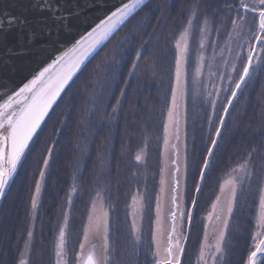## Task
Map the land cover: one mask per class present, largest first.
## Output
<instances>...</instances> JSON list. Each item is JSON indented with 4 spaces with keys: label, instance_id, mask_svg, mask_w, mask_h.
<instances>
[{
    "label": "flooded vegetation",
    "instance_id": "obj_1",
    "mask_svg": "<svg viewBox=\"0 0 264 264\" xmlns=\"http://www.w3.org/2000/svg\"><path fill=\"white\" fill-rule=\"evenodd\" d=\"M154 1L151 4L156 15L158 6L164 1ZM195 1H197L195 4L197 11H194L196 15L193 20V32L188 38L189 51L185 68L187 71V84L190 86L189 93L192 94V86L194 87L196 84L201 89L203 88V93L199 91L195 93L196 97L200 95V98H206L204 93L208 92L206 89L208 83L216 81L217 76L225 73V65L222 63V60H225V55L221 57L219 52L220 49L224 48V42L232 28L231 19L236 13L235 11L224 10L220 14L217 2ZM235 5L231 4V8L235 7ZM192 13H179V16L183 17L178 20L171 19V22L175 26L184 24L183 27L185 28L187 21L192 17ZM217 15L225 16L223 20L226 23L220 24L216 20ZM205 18L208 20V32L204 38V48L201 52V37L198 29ZM252 21L251 19L249 20L250 23H247L248 29H253ZM182 31L178 32L177 35H173L171 40L167 41L170 43L167 53L161 52V46L157 45L158 40L156 47L147 48L142 52V63L150 60L149 56H144L145 52L152 51L154 53V56H152L153 67L148 73H143V76L139 77V84H137V88L140 90L138 101L145 105L147 116L154 110L155 106L157 111L160 112L163 109V103L168 100V96L170 98L172 95L175 82V61L179 55V50L176 48V40ZM213 45H215V59H213ZM110 53L108 51L101 56L104 59L106 58L105 55ZM225 54L228 55L227 52ZM200 55L204 57L203 68L197 74L196 69L198 63H200ZM105 66L102 72L88 70L87 72H89L91 77L89 79L83 78V83L78 87L75 86L69 92L71 95L63 100L61 107L55 112L53 118L58 119L57 122L63 126L59 135L61 140L58 142L60 143V150H58L60 152L54 151L51 158H49L48 154H43V151L41 154L38 149H35L34 154L30 158L28 156L29 159H26L25 170L23 169L22 172H19L13 180L0 210V264H20L21 260L25 261V264H37L40 257L43 258V264H57V241H59L61 230L67 235L66 250H64L66 262L67 264H76L78 262V253L81 249V233L84 232L86 222L88 223L86 220L91 213L90 209L94 202L103 204V208L109 215L112 228L114 227L112 220L117 219V214L119 213L118 210H115V204L126 202L123 205L121 215L126 216L127 221V205L131 200L132 194L138 191L137 189L142 191L139 186L144 187L143 191L148 192V197H150V187L148 185L152 176L151 174L148 175L150 170L146 168V164L149 161V159H146V156L148 157L147 152L151 153L148 138L144 137L141 139L138 145L130 142L129 145L122 146L119 144L120 134L106 132L102 124L103 113L112 108L119 97H121V92L118 91L117 85H114L112 80L113 74L109 75V80H112V82L107 80ZM112 72L114 71L112 70ZM87 84H90L91 87ZM254 84H257V78ZM241 95L239 94L236 98L229 116L235 112V105L241 100ZM246 105H249V102L242 105V107H246ZM204 109L209 111L207 107ZM76 129H78V133L75 132ZM98 135L99 137L93 142ZM53 144L54 142L52 141L50 145ZM69 146H74L76 149L72 147V150H69ZM120 153L122 158L119 159ZM137 154L142 157L139 161L135 159ZM45 160H48L47 168L44 166ZM141 168L142 170L139 172ZM41 171L44 172L43 180L40 179ZM258 175L259 173L254 171L253 178L250 181L245 180L247 186L252 185L254 181L258 184L259 190L262 181L260 177L262 175ZM124 180H127L128 183L126 184ZM219 181L220 179L218 183ZM37 183L41 185L38 196L35 193ZM218 183L215 187L208 186V189L213 192V197L203 206H200L199 202L197 204L191 226L192 231L182 264L206 263V261L200 259L199 246L204 232L205 216L215 198L214 196H216L214 192L217 193ZM121 185L128 186L125 195H122ZM156 191L155 189L153 192L151 202L155 200ZM189 192L190 189L188 187V195ZM256 193L257 197L250 201L237 199L236 211L232 214L223 246L224 254L218 258L220 264H245L248 254L254 250L250 245L252 244V236L256 231V208L259 192L256 191ZM34 197L36 199L35 209L32 207ZM193 198L194 196L187 198L186 207H188V210L185 214L183 225L184 233L187 232L190 204ZM108 203L109 205L111 204L110 207ZM246 203L250 205L246 206ZM79 206H82V209L77 211ZM78 219H80V223L78 222L77 224L76 221ZM120 219V224L123 225L125 221L122 216ZM150 219L151 222L149 224H143L140 241L135 240L129 220L128 223H125L122 230L124 231L125 249L127 251L122 249V252L125 253L122 260L117 258L120 252L118 247L116 248L117 242L113 238L114 232L111 229L109 235V264H154L151 256V252H153V241H151L154 222L153 213ZM42 223L52 225L46 237L38 235ZM231 228L233 229L232 232ZM29 231L33 233L30 241L27 236ZM75 231H77L79 237L77 235L78 240L75 241V245H72L71 240L75 239ZM195 239L196 241H194ZM26 242L29 244L27 249L24 247ZM133 243L137 244L136 248H133ZM43 246L47 250L46 256L41 252V247ZM209 259H211V256ZM209 259L207 263L211 262Z\"/></svg>",
    "mask_w": 264,
    "mask_h": 264
},
{
    "label": "snow or ice",
    "instance_id": "obj_2",
    "mask_svg": "<svg viewBox=\"0 0 264 264\" xmlns=\"http://www.w3.org/2000/svg\"><path fill=\"white\" fill-rule=\"evenodd\" d=\"M88 6L91 5V0H86ZM145 4V0H126V2L120 3L109 14H106L104 18L99 22H94L89 30L80 35L78 39H75L70 46L63 48L58 53H53V59L50 63L39 70L38 73H34L33 77L29 79L18 90H6L3 94H0V199L5 197L6 190L8 189L10 182H12L17 174L18 168L22 166L23 161L27 158L28 152L31 150L30 144L34 142V137L38 138L39 132L42 131V124L45 123V118L49 116L50 110L56 103L57 98L61 92L64 91L65 86L72 79V77L78 72L85 61L141 7ZM33 8H39L41 11H48L51 13V19L56 24V32L60 31L72 33L75 29L73 26V19L78 24H89L87 17L81 16V9L79 3L76 0H64L63 4L53 3V0H33L31 5ZM65 7L73 8V11H65ZM228 11H235L236 15L231 19L232 31L241 35L243 29L247 23L248 14H252L254 18H257L258 22L255 24V29L249 28V35L244 38V43L239 46V51L236 52L234 61L229 64L227 60H222V63L230 68L228 75H219L216 77L218 84H213L215 89L218 85L222 86L225 81L228 83L227 88H222L225 92V101L221 103V111L218 117V121L213 126L209 121V131L211 133L208 145L205 150V158L203 159L202 166L204 170H207L213 163L216 150L220 146V140L222 139V129L225 128V118L229 114V109L233 106L234 100L238 97V94H243L244 88L249 86V81L253 80L254 75L257 74V69L261 64H264V58L256 55V45L260 46L259 51L264 52V0H236V5L233 8H229ZM196 13H192V17L189 18L183 31L180 33L179 38L176 40V48L179 50V55L175 61V88L172 91L171 107L168 110V125L173 128L174 134L177 140H179L180 124L181 121L174 117V113L178 108V101L183 102L186 95V83H187V71L184 67L187 64L188 56V38L193 32V20ZM16 16L8 17L7 23L14 25L17 22ZM47 19V18H44ZM239 21V23H238ZM22 23H27L26 20H21ZM3 22L0 21V26ZM46 31L51 35L52 29L46 27ZM201 44V52L204 48V38L208 32V20L204 19L203 24L198 29ZM219 31V30H217ZM35 36V33H32ZM228 39H232V33L228 34ZM255 42V43H253ZM54 44H59V39L54 41ZM225 48L220 49L219 55L223 57L225 52L228 55L232 54L231 47L227 46L228 41H225ZM245 45L247 48L245 49ZM213 47V59H215V45ZM241 53L244 54L243 60H241ZM140 53H136V60L139 61ZM200 64L198 65L196 72L199 74L203 67V55H200ZM237 61L241 64V69L237 70ZM136 63L132 64V69L135 70ZM211 75V74H210ZM183 76V80H182ZM123 95V93H121ZM208 96L215 97V100L210 102V107L215 115L216 101L220 99V94L217 91H209ZM117 106L120 101L117 100ZM117 110L113 107V112ZM169 127L165 128V132H169ZM168 145L167 138L165 139V147ZM256 149H253L247 154V157L243 162L238 163L231 171L233 178L226 183L228 184L229 202L226 209L227 216H231L233 207L235 205L237 191L243 189L245 180L250 181L254 176V165L251 163V157ZM52 148L48 149V156L51 158ZM135 159L141 160L140 154H137ZM186 159V158H185ZM175 164V161H173ZM44 166L47 168L48 160L44 161ZM176 170L179 172V166L176 165ZM200 177L203 179L204 171L200 172ZM40 179H44V172H40ZM161 184H164L162 179ZM176 187H179V180L175 181ZM41 190L40 183L35 186V193L38 196ZM163 191V189H162ZM199 191V188L196 189ZM223 191V189H222ZM99 196V193H98ZM172 203L176 205V196H172ZM220 197H217L219 200ZM196 201L193 200L192 204L195 205ZM132 206L135 209L136 198L133 197ZM33 209L36 208L35 197L32 200ZM215 207V205L213 206ZM157 231L160 227V205L157 203ZM93 212H96L95 202L93 204ZM142 212V209H141ZM173 220L172 233H175V220L177 218V212L172 211L170 213ZM184 213L180 212V218L183 219ZM107 213L101 211L96 215L95 219L90 215L89 228L95 233L103 232L105 244L101 251L96 253L93 247L88 251L86 256L81 257L82 264L86 261V264H108L110 247L107 243ZM227 219L223 221L224 230L227 229ZM133 231L137 240H140V229L136 227V221L133 219ZM32 231L27 233L29 241L32 238ZM65 233L63 230L59 233V243L57 244V257L65 255L64 240ZM85 240L88 239V232H85ZM173 237L168 239L167 246L162 250L159 240L155 242V251L151 252L154 264H179L178 253H182L183 249L180 247L179 238H176V244L172 243ZM225 231H220L214 248L213 264H215V254H224ZM24 247H29L28 242ZM81 249L84 248V244H81ZM250 247L254 250L250 251L247 257L246 264H257L258 254L260 257H264V180L261 181L259 189V206L258 215L256 218V231L252 236V244ZM203 251L201 252V258H203ZM20 264H25V261L21 260ZM57 264H61L58 260ZM264 264V260L261 261Z\"/></svg>",
    "mask_w": 264,
    "mask_h": 264
},
{
    "label": "trees",
    "instance_id": "obj_3",
    "mask_svg": "<svg viewBox=\"0 0 264 264\" xmlns=\"http://www.w3.org/2000/svg\"><path fill=\"white\" fill-rule=\"evenodd\" d=\"M153 1L147 2L145 7L140 9L131 19L124 23L123 27L113 35V37L103 46V49L101 51L93 56L92 60L82 69V72L72 81V85L64 92L65 94L62 96L61 100L52 110L50 117L42 126L43 130L40 131L38 138H36V140L33 142L32 146L30 147L31 150L28 152L26 158L29 159L30 156L34 154L35 149H38V152L41 154L42 151L43 154H48L49 148H52V154L54 153V151L60 150V143L58 142L59 140H61L59 135L63 126L61 123L57 122L58 119L53 118L55 112L59 110L63 103V100H65L67 96L71 95V93L69 92L73 90L75 86L78 87L81 85V83H83V78L89 79V77H91L89 76V72H87L88 70H98L99 72H102L105 63H107L105 66L107 80H109L110 78L109 75L113 74L112 80L114 81V85H117L118 91L123 93V95H120L121 97H119L118 99L120 101V104L118 106L117 104L113 106L117 108L115 112H113L112 107L106 110V112H104L102 115V124L104 125L106 132H112L113 134L115 133L117 135L120 134L119 144L122 146L129 145L130 142L138 144L144 137L148 138V142L150 144L151 153L147 152L148 157L146 156V159H149V161L148 164H146V168L150 170V173L148 175L151 174L152 177L151 182L148 185L150 187V197L148 205L146 207L147 210L145 212V219H147L145 221L146 224H149L151 222L150 217L153 213L152 207L154 201L151 202L150 200L152 199L154 190H157V183L160 177L159 173L162 166L161 152L165 135L164 120L167 107L169 106V99L163 103V109H161L160 112L157 111V107L155 106L154 110L147 116L148 113L145 111V105L141 104V102L138 101L140 90L137 88V84H139V77H142L143 73H148V71L153 67L154 62L152 60V56H154V53L152 51L145 52L144 56H149L150 60H147L143 63L141 60V55L142 52H144L147 48H152L154 46L156 47L157 40V45L161 46V52L167 53L170 44L167 41L171 40L173 35H177L178 32L182 31V29L184 28V24L175 26L171 22V19L178 20L182 17L179 16V13H188V11L185 10L186 8L188 9V6L186 7L188 1L163 0L164 2L158 6L156 12L157 14L155 15L152 6ZM207 1L216 2L215 0ZM174 2H176L177 5H173ZM224 8L225 7L220 4V14L224 12ZM172 31L174 32L171 33ZM147 41L148 43H146ZM108 51H110L111 53L108 55L106 54V58L103 59L101 55ZM138 51L140 53L139 61L136 60V53ZM133 63L137 64L135 70L132 69ZM112 70L114 72H112ZM256 78L257 84H254ZM112 80H109V82H112ZM90 84L87 85L91 87ZM246 90H248L247 93L242 94L241 100H239L238 103L236 102L237 104L235 105V112L228 116L226 126L222 133V139L219 142V147L221 149L222 145H224L225 143L227 145L232 141V143H241V147H243L242 152H245V154L249 153L250 150L248 149H256V151L253 153L254 156L252 155L251 157V159L255 161L251 163L254 165V171L259 173L258 176H260L263 172L260 169V166L263 162L259 161L260 157H258V151L263 150L262 148H264V125H262L260 120H257L256 116L263 108V106L261 105L262 100H260V96L262 95L261 93L264 92V64H262L257 69L255 78L253 79V81H249V86L246 87L244 91ZM256 95L260 96L257 98ZM254 97H256V105L258 102L260 106H257V115L252 114V112H250L251 109L249 108H247L246 111H243V109L245 110V108L242 107V105H245L248 102H253ZM196 103L201 106L195 107L204 110L203 113L194 116V118L192 115L189 116L188 113L187 117L185 118L186 142L188 145L186 152V163L188 174L187 178L189 179V189L194 187V184L198 179L199 171L202 167L203 159L205 158L206 146L210 138V114L207 110L204 109L206 107H209V100H205V98L201 100L196 99ZM208 114L209 116L207 117ZM75 132L78 133V129H76ZM97 137H99V135L96 136L93 142L96 141ZM52 141L54 142V144L50 145ZM229 149L232 150L231 147H229ZM229 149L224 151L223 155L220 157H217V155H215L213 163L206 173L207 176L204 183L205 186L201 195L206 192L205 190L207 186H217L218 180L221 178L224 172H226V170L233 166H237V164L235 163L236 161L232 156V152L229 151ZM217 150L216 152H218ZM26 159L23 161L22 166L19 168V172H22L23 169L25 170L24 166L27 161ZM40 160L42 159L40 158ZM127 187L128 186L125 185V189L121 191L124 195L128 189ZM256 191L259 192L258 184L256 182L253 181L252 185L250 186H247V184L245 183L243 189L239 190L238 194L240 195L237 199L250 201L251 199L257 197ZM214 194L216 193L214 192ZM186 196L187 198L191 197L188 195V193ZM248 205L250 204L246 203V206ZM235 211L236 207L234 212ZM232 231L233 229L231 228V232ZM134 237L136 239L135 235ZM108 240L110 241V237Z\"/></svg>",
    "mask_w": 264,
    "mask_h": 264
},
{
    "label": "water",
    "instance_id": "obj_4",
    "mask_svg": "<svg viewBox=\"0 0 264 264\" xmlns=\"http://www.w3.org/2000/svg\"><path fill=\"white\" fill-rule=\"evenodd\" d=\"M149 0H145V4ZM72 0H69L71 3ZM79 3L81 9V16L87 17L89 24H78L76 20L73 19V26L74 31L72 33L64 32L63 30L57 34L56 32V24L52 21L51 13L48 11H41L39 8L31 7L33 0H0V21L3 22V25L0 26V94H3L6 90H18L19 87H22L24 83H26L29 79L33 77L34 73H38L39 70H42L47 63H50L51 60L54 58L53 53H58L63 48H66L74 42L75 39H78L80 35L84 34L87 30L90 29L94 22H99L100 19L104 18L106 14H109L115 7L119 6L122 0H91V5L88 6L86 0H76ZM126 2V0H123ZM53 3L56 4H63L64 0H53ZM145 4L142 6L144 7ZM141 7V8H142ZM65 11H73L71 7H65ZM139 10V9H138ZM137 10V11H138ZM136 11V12H137ZM135 12V13H136ZM16 16L17 22L14 25H9L7 23L8 17ZM134 14L131 16L133 17ZM130 17V18H131ZM47 18V19H44ZM129 18V19H130ZM128 19V20H129ZM21 20H26L27 23H22ZM127 20V21H128ZM124 25V24H123ZM123 25L119 28L121 29ZM47 28L52 29L51 35L46 31ZM118 29V30H119ZM117 30V31H118ZM116 31V32H117ZM35 33V36H32V33ZM115 32V33H116ZM114 33V34H115ZM113 34V35H114ZM59 39V44H54V41ZM111 36L107 41H105L93 54L89 57L85 64L81 66L80 70L76 72V74L72 77V79L68 82L65 86L63 92H61L60 96L57 98L56 103L53 105V108L49 112V116L45 118V122L50 117L52 110L56 107L57 103L61 100L62 96L65 94L64 92L72 85V81L82 72V69L92 60L93 56L96 55L103 46L112 38ZM258 50V44L256 45ZM258 53V52H257ZM256 53V55H257ZM236 100V99H235ZM234 100V102H235ZM2 102V100H0ZM233 102V104H234ZM182 103L178 101V108L176 112H180V107ZM233 107L229 109V114ZM228 114V115H229ZM228 117V116H227ZM225 118V124L228 118ZM181 121V128L179 132V141L180 137L182 136V142L184 141L186 128L184 125V113L181 112V116H176ZM45 124V123H44ZM42 124V126L44 125ZM43 128V127H42ZM222 129V133H223ZM174 132V131H173ZM40 133V132H39ZM181 133V135H180ZM36 138L34 137V141ZM172 141L171 143V157L168 158L164 154V144H165V135L163 141V148H162V159H161V169L159 173V179L157 183V191L155 194V200L153 203V233H152V240L153 241V251H155V242L158 239L161 249L163 250L168 243V239L170 236L173 237L172 243L173 245L176 244V238H179L180 247L183 249L182 253H178L179 264H182V259L186 252V247L188 245L190 233H191V226L194 220L195 210L197 208V202L200 198L201 190L204 186V181L206 178L207 170H204L203 167L201 171H204V177L201 179L199 176L197 182V188L199 191L195 190L194 193V200L196 201L195 205L191 203L190 205V212H189V220L187 225V232L184 233L183 225L185 222V213L187 210L186 202H187V185L186 180L188 177L187 174V163H186V153L184 151L185 142L180 145V142L172 134ZM33 142H31L30 147L32 146ZM175 161V164L173 163ZM176 165L179 166V172L176 170ZM20 168V167H19ZM18 168V170H19ZM200 171V172H201ZM19 171H17L18 174ZM16 174V175H17ZM15 175V177H16ZM228 176H233L232 172H228L219 182V189L216 198L210 204V208L208 210L207 215L205 216V224H204V232L202 236V241L199 246V256L200 259L206 261L207 264L208 259L211 256L213 259L214 255V248L213 245L215 244L216 238L220 231H225V240L228 231V226L230 224L232 214L236 207V201L238 197L239 190L237 191L235 205L233 207V211L231 216H227L226 209L228 207V203L224 204V200L226 197H229L228 193V185H226V178ZM162 179L164 180V184H161ZM179 180V187H176L175 181ZM264 180V179H263ZM13 182H10L8 189L6 190L5 197L8 194V190L10 189ZM163 189V191H162ZM223 189V191H222ZM138 193V192H137ZM176 196V205L179 206V209L172 203V196ZM4 197V198H5ZM133 197H138L134 195ZM217 197H220L217 200ZM3 199H0V210L2 207ZM157 203L160 205V227L159 231H157ZM259 204V201H258ZM215 205V207H213ZM136 208V207H135ZM145 204L143 207L139 206L140 212L139 217L136 215V209L130 206L127 207L128 212L130 213L129 220L131 221V230L133 231V219L136 221V227L140 229V236L142 235V217L144 216L145 212ZM142 209V212H141ZM172 211L177 212V218L175 220V233H172L173 227V220L171 218L170 213ZM184 213L183 219L180 218V212ZM258 215V210H257ZM227 219V229L224 230L223 221ZM108 232V231H107ZM107 243L109 239L110 232L107 233ZM134 234V231H133ZM135 235V234H134ZM104 238V236H103ZM65 240V239H64ZM224 240V243H225ZM59 241H57V244ZM66 244V240H65ZM64 244V245H65ZM105 244V240L94 238L90 240L89 243L84 245L83 249H80L78 254V263L82 264L81 257L86 256L88 251L95 248L96 253H99ZM109 245V243H108ZM66 250V245L65 249ZM203 251L204 255L201 258V252ZM57 256V255H56ZM219 256V254H215V257ZM62 257V259H60ZM57 257L61 264H67L65 256ZM264 257H260L258 254L257 257V264H261V261ZM212 262V261H211ZM213 263V262H212ZM86 264V261L84 262ZM246 264V262H245Z\"/></svg>",
    "mask_w": 264,
    "mask_h": 264
},
{
    "label": "rangeland",
    "instance_id": "obj_5",
    "mask_svg": "<svg viewBox=\"0 0 264 264\" xmlns=\"http://www.w3.org/2000/svg\"><path fill=\"white\" fill-rule=\"evenodd\" d=\"M187 1V0H186ZM217 3H218V6H220V4L221 5H223L225 8V10H228L229 8H231V4H236V0H215ZM189 2V3H188ZM188 2H187V5H186V7L188 6V9L186 8L185 10H187L188 12H194L196 9H197V6L195 5L196 3H197V1H195V0H188ZM173 5H177L176 4V2H174L173 3ZM234 8V7H233ZM184 11V10H183ZM197 11V10H196ZM186 14H187V12H186ZM183 15V14H182ZM185 15V14H184ZM183 17V16H182ZM225 17V16H224ZM222 15H217V17H216V20L220 23V24H225L226 23V21L225 20H223V18H224ZM253 20L252 21V23L254 24V27H253V30L255 29V24L258 22V20H257V18H254L252 15H250V14H248V16H247V23H250L249 22V20ZM238 23H239V21H238ZM247 23H246V25H245V27H244V29H243V32H242V34L241 35H239V36H237V34L235 33V32H233L232 31V28H231V30H230V32L232 33V39L231 40H229L228 38L225 40V41H228V45L227 46H229V47H231V49H232V54L231 55H227V54H225V60H227L228 62H229V64L230 63H232L233 61H234V57H235V54H236V52H238L239 51V46L241 45V44H243L244 43V38L247 36V33H248V28H247ZM188 42V41H187ZM225 43V42H224ZM254 43V42H253ZM188 46H189V44H188ZM226 47V45L224 44V48ZM247 48V45H245V49ZM259 49H260V46H259ZM259 49H258V54L257 55H259L260 57H262V58H264V52H260L259 51ZM243 58H244V54L243 53H241V60H243ZM236 63H238L237 64V70L239 71L240 69H241V64H240V62L239 61H237ZM200 63H198V65H199ZM197 65V66H198ZM185 67V66H184ZM203 68V67H202ZM229 72H230V68H228V67H226L225 66V73H224V75L226 76V75H228L229 74ZM182 80H183V77H182ZM147 84H148V82H147ZM213 84H218V81L216 80V81H213V82H209L208 83V85H207V87H206V89L208 90V92L209 91H217V92H219V94H220V99L218 100V101H216V111H215V115L213 114V110H212V108L210 107V105H209V107H207V109H209V114H210V121L212 122V124L215 126V124L217 123V121H218V117H219V115H220V111H221V103H223L224 101H225V96H226V94H225V92H223V90H222V88H227L229 85H228V83H227V81H225L224 83H223V85L222 86H217L215 89H213V87H212V85ZM227 84V85H226ZM175 82H174V86H173V88H175ZM192 88H193V90H192V94H190L189 93V90H190V86H188V84L186 83V95H185V98H184V100H183V102H182V106L180 107V112H175L174 113V117L176 118V116H181V112L182 113H184V125H186V120H185V118L187 117V115H188V113H189V116H193V118H194V116H197L198 114H201V113H203V111L204 110H201V109H199V108H196L195 106H201V105H199L198 103H196V99H203V98H200L201 96L199 95V98L198 97H196V95H195V93H197L198 91L199 92H202L203 93V88L201 89V87H199L198 85H194V87L192 86ZM204 89H205V87H204ZM247 91L248 90H246V91H244L243 92V94H246L247 93ZM208 92H205L204 94H205V100L206 99H208L209 100V103L211 102V101H213V100H215V97L213 96V97H210V96H208ZM262 95L260 96V100H262L261 101V105L263 106V108L259 111V113H258V115H257V106H259V104H258V102H257V105H256V102H255V99H254V101L253 102H249V105H246V107L245 106H243L244 108H245V110L243 109V111H246L247 110V108H249V109H251V111L250 112H252V114H256L257 116V120H260L261 121V123H262V125H264V92L263 93H261ZM194 95V96H193ZM172 96V95H171ZM259 96H257V98L259 97ZM168 99H169V106L167 107V111H166V115H165V123H164V132H165V128L166 127H169V125H168V116H167V113H168V110H169V108L171 107V99L169 98V96H168ZM205 104V103H204ZM203 104V105H204ZM260 107V106H259ZM259 110V109H258ZM209 114L207 115V117L209 116ZM258 123H259V121H258ZM180 128H181V125H180ZM174 130H173V128H171V127H169V132L168 133H166L165 132V139L167 138V140H168V145H167V147H165V144H164V154H165V156L168 158L169 156L171 157V143H172V141L174 142V140H171L172 139V134H173V136H174V132H173ZM186 134V133H185ZM180 135H181V133H180ZM210 135H211V133H210ZM69 142V141H68ZM178 142H180V145H182L183 144V142H185V147H184V151H185V153L187 152V147H188V145H187V142H186V135H185V137H184V141L182 142V136L180 137V141L178 140ZM138 145V144H137ZM207 145H208V143H207ZM241 143H236V142H233L232 143V141L229 143V144H227L226 145V143L224 144V145H222V147H221V149H220V147L218 148V152H216V154L215 155H217V157H220V156H222L223 155V152L224 151H226L227 149H229V147H231V149L233 150H230L229 149V151H231L232 152V156H233V158L235 159V163L236 164H238V163H240V162H243V160L247 157V154L248 153H246L245 154V152H242L243 150V147H241ZM74 149H76V147H74V146H72ZM72 147H68V149L70 150H72ZM224 147V148H223ZM263 150H257L258 151V157H260L259 158V161H262L263 163L261 164V166H260V169L263 171L262 173H261V179H264V148H262ZM248 150H250L249 152H251L252 150L251 149H248ZM235 151V152H234ZM261 151H263V152H261ZM255 154H257V153H255ZM122 154L120 153V155H119V159L120 158H122V156H121ZM260 155H262V156H260ZM253 156H254V154H253ZM119 159H118V161H119ZM186 160H187V153H186ZM255 161V160H254ZM252 159H251V162H254ZM257 162V161H256ZM234 167H231V168H229L228 170H226V173H228V172H232L231 170L233 169ZM136 169V168H135ZM142 170V168L139 170V172ZM225 171V170H224ZM233 178V176H228L227 178H226V182L227 181H229V180H231ZM188 178H187V180H186V185H187V192H188V187H189V185H188ZM198 180V179H197ZM197 180H196V183L194 184V187H192V188H190V192H189V196H191V197H193V195H194V191L196 190V187H197ZM125 181V183L127 184L128 183V181L127 180H124ZM226 185H228V184H226ZM122 186V190L121 191H123L125 188H124V186L125 185H121ZM140 187V189L142 188V191L141 190H139V189H137L138 191H136V192H134V194H132V196H131V200H130V202L128 203V205H127V207L128 206H130V207H132V202H133V196L134 195H137L138 197H136V215L139 217V212H140V209H139V206H141V207H143V205L145 204V212H146V207H147V205H148V202H149V197H148V192H144L143 190H144V187H142V186H139ZM208 186H207V188H206V192L201 196V199H200V202H199V205L200 206H203V205H205L206 203H207V201L209 200V199H211L212 197H213V192H211L210 190H208ZM260 189V188H259ZM146 191V190H145ZM138 192V193H137ZM187 192H186V195H187ZM122 195H123V193H122ZM119 196V195H118ZM229 198L230 197H226L225 198V200H224V204H227L228 202H229ZM193 201V200H192ZM94 204V203H93ZM126 204V202L125 201H123V202H121V203H119V204H115V210H118V214H117V219H113L112 221H113V226L114 227H112L111 228V222L109 221V215L107 214V217H106V224H107V231L108 232H110L111 231V229H112V232H114V236H113V238H114V240H116V242H117V244H116V248L118 247V251L120 252V253H118V255H117V258H119V260H122L123 259V256L125 255V253L124 252H122L123 250L122 249H125V247H126V240H125V238H124V231L122 230V228H123V226L125 225V223H128V220H129V217H130V213L128 212V216H127V218H128V220L126 221V216H123V215H121L122 214V212L121 211H123V205H125ZM95 205H96V212H93V205H92V207H91V209H90V211H91V213L89 214V217H90V215L91 216H93V219H95V217H96V215H98L99 213H100V211H101V206H102V210H103V212H106V210L103 208V204L102 203H100V202H95ZM108 206L110 207L111 206V204L109 205V203H108ZM186 206H187V202H186ZM82 209V206H79V208H77V211L79 210H81ZM145 212H144V216L142 217V223H144V224H146V220L147 219H145ZM107 213V212H106ZM122 216V219L125 221V223L123 224V225H121L120 224V222H121V216ZM89 217L87 218V220L86 221H88V223L86 222V224H85V228H84V232H82L81 233V238H82V242H81V244H87V243H89L90 242V240H92V239H94V238H97V239H103V241H104V238H103V236H104V234H103V232H100V233H95L93 230H91L90 228H89ZM79 220L80 219H78V221H76V223L78 224V222H79ZM129 222H130V226H131V221L129 220ZM80 223V222H79ZM52 227V225H48V224H44V223H42V226H41V230H39V232H38V235L39 236H41V237H46V236H48V234H49V230H50V228ZM70 230V229H69ZM88 232V239L87 240H85V232ZM192 231V230H191ZM76 233H75V236H74V238L75 239H73V240H71V244L72 245H75V241L76 240H78V237H79V234L77 233V231H75ZM107 232V233H108ZM77 235H78V237H77ZM66 234H65V240L67 241V239H66ZM107 237H108V234H107ZM141 237V236H140ZM136 241H140V240H137V239H135ZM194 241H196V239L194 240ZM133 242H135L134 240H133ZM108 243H109V241H108ZM104 245V244H103ZM136 246H137V244H135V243H133V248L135 247L136 248ZM223 246H224V244H223ZM109 247H110V243H109ZM45 250H46V247H41V252H42V254L44 255L45 254V256L47 255V250H46V252H45ZM125 251H127V249H125ZM79 254V253H78ZM108 256H109V260H110V254L108 253ZM119 256V257H118ZM221 255H219V256H217V257H215V263L216 264H220V261L218 260V258L220 257ZM42 259L43 258H39L38 259V263L37 264H43L42 262ZM60 259H62V257L60 258ZM200 260V259H199ZM209 260H211L212 262H213V259H209ZM109 262V261H108ZM212 262H210V263H207V264H213ZM109 264V263H108Z\"/></svg>",
    "mask_w": 264,
    "mask_h": 264
}]
</instances>
